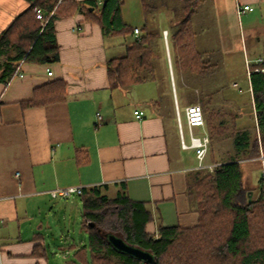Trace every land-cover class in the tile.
<instances>
[{
  "label": "crops",
  "instance_id": "0c3cea01",
  "mask_svg": "<svg viewBox=\"0 0 264 264\" xmlns=\"http://www.w3.org/2000/svg\"><path fill=\"white\" fill-rule=\"evenodd\" d=\"M92 2L99 7L103 0ZM29 5L28 0H0V36ZM212 5L213 29L202 30L196 43L204 53L203 59L216 69L203 81L191 76L186 85L201 87V99L210 109L219 107L215 111L228 119V130L235 127L230 118L236 117V128L252 134L256 120L245 113L247 102H252L246 64L255 68L264 58V0H214ZM239 5L250 6L253 11L239 16ZM123 21L130 25L124 18ZM56 37L59 62H20L22 77L15 76L7 86L0 81V264H49L40 248H46L48 235L37 232L23 240L24 228L33 225L24 227L21 221L39 211L43 198H52L49 192L58 188L99 187L109 198L125 194L133 201L146 203L154 216V222L148 225L150 232H156L160 225L196 226L199 216L188 196V180L198 167L187 155L193 150L181 147L174 76L170 82L164 70L159 80L165 92L161 104L155 106L152 91L157 90V85L148 91L150 97L146 99L134 96L133 88L143 83L130 89L109 86L107 61L125 54L128 39L110 41L98 25L86 22L82 14L58 20ZM161 60L166 63L164 56ZM57 80L67 84L65 102L35 108L22 105L33 98L35 89ZM136 111L144 113L141 120ZM215 133L211 140L215 150H223L227 140L233 147L232 131L221 136ZM221 156L224 158V154ZM207 157L210 162L206 165H218L211 150ZM251 180L246 182L256 198L259 173L252 185ZM77 199L78 196L55 200L60 201L61 210L74 211L81 207ZM59 238L72 237L61 234ZM75 239L77 247L86 243L84 236L79 242ZM51 247L59 246L51 244L48 248ZM66 253L73 254L69 250Z\"/></svg>",
  "mask_w": 264,
  "mask_h": 264
},
{
  "label": "trees",
  "instance_id": "16d2710c",
  "mask_svg": "<svg viewBox=\"0 0 264 264\" xmlns=\"http://www.w3.org/2000/svg\"><path fill=\"white\" fill-rule=\"evenodd\" d=\"M59 1L28 0L29 8L1 34L0 81L6 86L16 76L20 62L46 65L59 62L56 22L78 14H82L86 22L98 25L104 36L129 40L123 56L107 61L111 89H130L159 79L157 66L165 57L166 48L162 31L151 30L149 23L160 11L171 15V28L166 31L170 37L172 66L176 64L183 75L189 74L201 81L216 69L203 59L192 21L198 7L208 0H140L145 21L141 28L124 23L122 9L126 0H103L99 7L92 0ZM38 9L45 18L54 13L45 26L37 18ZM135 29L139 30V35H135ZM251 82L256 124L264 149V74H252ZM66 100L67 84L57 80L35 89L33 98L22 105L45 107ZM200 102L213 159L217 160L215 143L211 141L214 131L219 136L229 130L233 132L234 154H228L229 160L221 164L217 160L218 165L211 170H197L190 175L188 196L198 213V224L192 228L160 225L156 232H150L148 225L154 222V216L146 203L133 201L125 194L109 198L99 187L84 189L78 197L81 233L85 234L86 243L80 247L69 243L68 250L73 253L71 264H147L114 249L106 238L108 233L153 253L156 261L149 264H264V188L260 184L258 196L249 202V193L253 191L248 188L244 165L240 162L259 156L258 138L255 141L250 130L236 128V117L230 118L235 127L228 130V119L220 121V112L210 109L204 100ZM200 102L192 98L189 106ZM259 163L256 160V166L260 167ZM40 248L47 257L46 248Z\"/></svg>",
  "mask_w": 264,
  "mask_h": 264
},
{
  "label": "rangeland",
  "instance_id": "374dc122",
  "mask_svg": "<svg viewBox=\"0 0 264 264\" xmlns=\"http://www.w3.org/2000/svg\"><path fill=\"white\" fill-rule=\"evenodd\" d=\"M213 2L214 0H208L204 2L198 7L197 12L193 15L192 21H193L194 29L198 33L197 38L200 36V34H202V30L208 32V31H212L213 29V11H214L213 5H212ZM123 18L125 22L130 25L138 26L139 28L143 27L145 25V21H144L143 8H142L141 1L140 0H127L126 5L123 8ZM170 21H171L170 13H167L165 11H160L154 15V17L150 20V23H149L151 30H161L162 31L163 40H164L165 48H166L165 59H168L166 60V63L163 60H161L158 63L156 75L158 78H161V76H164V70L166 69L170 82L171 80H173L172 76H174L176 80L175 92H176V95L178 96L177 99L180 104L184 137H185L186 143H190V133H189V129L187 126L185 107L189 106V103L192 100V98L197 100V102H200L202 100L201 98L203 94H202L201 87L199 88L198 85H197V88L194 87L193 84L186 85L187 83H189L191 75L189 74L183 75L180 69L177 68L176 64H174V66L170 65L169 56H168L169 54L167 51V44L164 39V34H165L166 29L171 28ZM109 38H110V41L115 39L114 40L115 42H121V40L124 39V37H116V38L109 37ZM169 39L170 37L168 38V45L170 42ZM182 78L184 81H182ZM162 83L163 81L161 79L160 80L158 79L157 83L151 80L146 81L145 83L142 84L143 85L142 87L138 86V88H133V89H136L135 91L136 94L134 93V96H137L139 99L140 98L146 99L150 97V93L148 91H152L153 89L156 88V85H157V88H156L157 90L152 91V93L156 95L154 99V105L155 106L160 105L161 95L165 92V89L163 88ZM182 83L184 84L183 86H182ZM235 92L237 93V91ZM173 96H174V105L176 109V96H175L174 91H173ZM245 96L248 97V94H245L244 97ZM251 101L252 102L250 101L247 102L248 105L246 106L245 113L249 115L251 118H253L254 116V120H256L255 105H254L253 99ZM199 105L201 106V102L199 103ZM214 107L215 109L219 110V107H217L216 105H214ZM215 109H212V110L215 111ZM222 120H227V118L223 117L220 119V121ZM204 132H206V128L205 129H202V128L195 129V134L197 136H201L202 134H204ZM251 135H252V139L255 141H256V138H258V141H259L258 147L260 150L259 151L260 154L258 157H254L252 159L244 158L243 160H240V162L243 163L244 165V173L246 175V179H252L250 185L256 182V172L259 173V184H261V181H260L261 180V169L263 168L262 161H264V149H263V146H261L262 145V142L260 141L261 135H260V132L258 131L257 124H256L255 132L254 133L252 132ZM252 143H254L255 145L254 141H252ZM224 145L225 146L223 150L220 151L222 153H220L218 149H216L217 151L215 150L216 155L214 158H217V160L220 162L218 164H221V161L223 162V161L229 160L227 158L228 154L230 155L234 154L233 147H232L230 140H227V143H225ZM221 154H224V158H221L222 157ZM187 155L190 157L192 164L198 167L199 163H198V160L195 158L194 152L188 151ZM256 160L260 162L259 168L258 166H256ZM209 162L210 160L207 157V159L205 160V164ZM248 188L253 191V189L249 187V185H248ZM248 200H249V196H248ZM77 201L80 203L79 199H77ZM60 205H61L60 201H56L55 199H52L50 197H45L41 201L39 211L38 210L33 211L28 216L27 218L28 220L22 219L23 221H21V225L24 227L27 225H33L32 228H29V227L24 228L22 232L23 240L30 239L32 234L37 233V232H40L43 235H48V238L46 240V248H47V258H48L47 260L49 264H71V260H73L72 258L73 256L71 255V253L69 254L66 253L68 250V244L74 242V239L77 237L78 238L75 239L76 242L77 241L79 242L82 236L86 238L85 234L81 233V219L79 218L80 216L79 211H81V207L77 206V210H74V211L73 210L63 211L61 210ZM30 209L32 210V208ZM40 226L42 227V229L40 228L37 229V227H40ZM12 231L13 233H15V230H12ZM61 234H64L66 237H67V234H70L72 238L70 240H67L65 238L60 239L59 237ZM51 244L58 245L59 247L48 248ZM0 253H1V250H0Z\"/></svg>",
  "mask_w": 264,
  "mask_h": 264
},
{
  "label": "built area",
  "instance_id": "2783aa9c",
  "mask_svg": "<svg viewBox=\"0 0 264 264\" xmlns=\"http://www.w3.org/2000/svg\"><path fill=\"white\" fill-rule=\"evenodd\" d=\"M252 11H253V8L250 6L239 5L237 7V13L239 16L243 15L246 12H252ZM36 12H37V18L42 21L43 26H45L54 15V13L51 12L49 16L45 18L41 9H38ZM135 35H139L138 29H135ZM164 39L167 44L168 54H170L167 31H165ZM258 64L260 67L255 70L251 69V66L249 65V63L246 64L247 79H248L252 99H253V89H252L251 76L252 74L256 72L264 74V67H263L264 58L260 59L258 61ZM19 70L20 69L17 70L16 76L22 77L23 75L19 73ZM49 75L51 76L52 72H49ZM185 112H186L187 126H188L189 133H190V143H186L185 141V137L183 133V123L181 119V111L178 107V101L176 99V115H177V120H178V127L180 130L181 147L184 150H193L195 152L196 158L199 163L198 170H203V169L211 170L215 166H208L205 164V160L208 156V152L210 148V137L208 133L206 132H204V134H202L201 136H197L195 134V129H198V128L205 129L206 127L203 109L199 104H195V105L188 106L185 109ZM135 115L137 119L141 120L144 116V113L136 111ZM262 163H263V166H262L263 168L261 169V184H262V187L264 188V161H262ZM83 190L84 189L82 187H66V188H58V189L52 190L49 192V194L51 195L53 199H67V198H71L74 196H81L83 193ZM0 250H1V245H0Z\"/></svg>",
  "mask_w": 264,
  "mask_h": 264
},
{
  "label": "water",
  "instance_id": "95a60500",
  "mask_svg": "<svg viewBox=\"0 0 264 264\" xmlns=\"http://www.w3.org/2000/svg\"><path fill=\"white\" fill-rule=\"evenodd\" d=\"M106 4V1L104 2V6ZM93 8L90 9V11H92ZM252 198H253V193H249V202H252ZM107 240L109 241L110 245L116 249L117 251L132 257L134 259H136L137 261H140L142 263H155L156 259H155V255L153 253H151L150 251H146L143 250L141 248L135 247V246H131L128 243H126V241L115 234L112 233H108L106 235Z\"/></svg>",
  "mask_w": 264,
  "mask_h": 264
},
{
  "label": "bare ground",
  "instance_id": "6f19581e",
  "mask_svg": "<svg viewBox=\"0 0 264 264\" xmlns=\"http://www.w3.org/2000/svg\"><path fill=\"white\" fill-rule=\"evenodd\" d=\"M54 16V15H53Z\"/></svg>",
  "mask_w": 264,
  "mask_h": 264
}]
</instances>
